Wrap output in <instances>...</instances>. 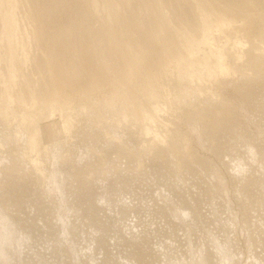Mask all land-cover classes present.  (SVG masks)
I'll return each mask as SVG.
<instances>
[{
    "label": "rangeland",
    "instance_id": "1",
    "mask_svg": "<svg viewBox=\"0 0 264 264\" xmlns=\"http://www.w3.org/2000/svg\"><path fill=\"white\" fill-rule=\"evenodd\" d=\"M0 264H264V0H0Z\"/></svg>",
    "mask_w": 264,
    "mask_h": 264
},
{
    "label": "bare ground",
    "instance_id": "2",
    "mask_svg": "<svg viewBox=\"0 0 264 264\" xmlns=\"http://www.w3.org/2000/svg\"><path fill=\"white\" fill-rule=\"evenodd\" d=\"M57 7H58V5L56 6V5H54V7L53 8H50V9H48L47 11H46V14H47V16L48 17H50V16H52L55 12H56V10H57ZM4 9V8H3ZM3 15H4V18H5V21H10V17H12L13 18V16L12 15H9L8 13H6V10L4 9V12H3ZM56 20H57V17H56V13L53 15V23L54 24H56ZM4 32H5V35H6V38H5V40H4V42H5V47H6V49L8 50V49H10V48H12V39L14 38L13 36H14V34H15V32H11V28L9 27V25H7V24H5L4 25ZM16 35V34H15ZM13 37V38H12ZM14 40H15V38L13 39V42H14ZM15 43V42H14ZM60 47H58V48H52V50H58ZM60 72L62 73V74H59L60 76H61V78H63V79H65L66 81H69L70 80V78L72 79V78H74V76L73 75H69L66 71H64V70H60Z\"/></svg>",
    "mask_w": 264,
    "mask_h": 264
}]
</instances>
